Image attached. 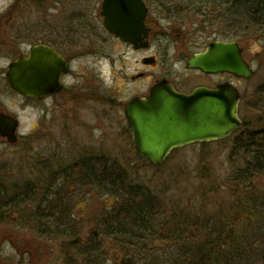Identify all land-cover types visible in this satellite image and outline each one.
Returning a JSON list of instances; mask_svg holds the SVG:
<instances>
[{
    "label": "rangeland",
    "instance_id": "rangeland-1",
    "mask_svg": "<svg viewBox=\"0 0 264 264\" xmlns=\"http://www.w3.org/2000/svg\"><path fill=\"white\" fill-rule=\"evenodd\" d=\"M16 1L0 0V28L1 21L4 23L0 30L1 37L3 36L2 32L6 34L4 37L6 47L0 46V76L2 75L0 105L6 113L16 117L20 123L18 143L16 145L0 144V176L6 181L5 194H8L7 196L11 199L16 196L17 191L24 190L28 185L31 188L35 178L44 174L42 167L45 165L46 159L55 161L50 162L52 163L51 166L64 163L71 153L68 150L69 138L75 144L73 138L77 137L76 133L71 134L70 137V132L65 129L63 124L64 120L57 123L58 128L52 129L53 127L47 121L48 124L45 127L35 130V121L38 116L32 103L12 92L11 87L5 80L9 65L20 57L22 52H27L32 47L34 32L36 30L46 32L51 24L58 25L55 23L57 20L52 19V17L60 15L56 14L55 6L50 8V2L49 4L46 2L48 0H23L17 8L15 7ZM164 2L171 6L177 5L179 7L180 5V8L191 3V1L186 0H164ZM95 10L96 5L93 7V15L96 14ZM175 10L176 8L172 12ZM218 15V13L212 14L211 17L205 20V18L195 15L194 11L187 12L183 17L182 24L187 29H195V33L198 35L199 33H210L217 36L225 30L222 25L224 20ZM241 41L246 50L245 55L255 72L254 77L247 83L243 82V87H241L243 105H248V108H251V111L248 108L247 111H243L244 107L242 106L243 115L241 116L244 122L251 124L248 129L259 131L262 128L257 123L264 119V107L259 106L260 100L256 96V90L258 87L260 90L261 85L264 84V30L258 29L256 32L244 36ZM106 51V55L112 57L104 56L107 59L102 60L101 69L104 81L112 87L116 80L114 72L121 69L122 65L120 60V62L115 61L113 64L112 58L117 60L122 51L116 52L114 46L113 48L109 46ZM117 53L119 54L117 55ZM127 57L124 60L127 59V62H131V56ZM95 61H93V64ZM87 63L88 61H82L79 65L84 66ZM97 63L99 64V62ZM96 65L95 62L94 73L96 69H99ZM156 74L158 73L156 72ZM92 112H95V110L89 109L86 111V113H89L87 114L88 119L91 118L92 114L90 113ZM60 113L63 114V112ZM108 125L113 124L110 121ZM87 133L89 134V132ZM110 133H112L110 129H103V133L98 131V135L103 140L101 151H98V154L103 157V163L109 166L119 164L125 175L130 176L133 182L132 186H143L154 196L156 205L159 204L162 208L160 221L164 223L165 220H173L170 221L171 225L166 226V230L173 229L171 232H174L176 236L179 235L177 234L180 229L178 226L181 223L180 227L182 229L181 225L185 223L187 217V220L194 219L195 222L203 223L206 227L217 231L221 230L220 226L223 225L222 232L224 234L219 231L224 235L223 243H225L227 240L234 238L240 227L247 224L244 221V216L242 217L239 211V218L231 214L234 211L237 212L238 209L236 207L237 197L239 196H237V189H243V195L241 194L240 197L245 198L246 194V188H237L236 183L233 181L234 174L245 166V157L244 155L241 157L239 154H233L234 152L231 150L232 141L214 142L207 150H201L200 146H196L174 151L165 164L154 166L141 160L136 152L121 150V145L119 148V141H117L116 136ZM84 143L85 140L80 141L78 149ZM90 143L92 145L96 144L95 142ZM72 153L75 155L77 152L72 151ZM59 159L63 160L59 162ZM46 170L51 169L47 168ZM253 186L258 193L264 195V173L257 176L252 182ZM24 191L29 192V189ZM2 197L3 195L0 198ZM34 197L38 203L29 204V207L28 204L27 206H21L20 212L13 216L18 224L15 225V223L12 224L7 221L6 228L0 230V264H66L67 261H71L72 264H84L77 257V251H69V247L74 244L72 242L75 237L63 238L41 234V228L35 225V217H37L38 212H44L42 211L44 208H41L43 205L40 200L41 196L37 194ZM101 200L103 201L104 213L109 211L107 208H113L117 201L111 195L104 194ZM5 201L7 203V200ZM96 206V200H91L90 197H87L86 201L81 199L73 204V211L79 217L87 213L92 218V222L88 221L85 224V227L88 226L87 229L90 224L92 226L96 223ZM100 223L102 224V222ZM158 226L154 225V228H152L154 236L149 234V238L142 245L138 244L146 251H151V254H146L141 248V251H139V248L133 251L130 246L131 243L125 246L127 243L125 239L117 237V240H113L111 237H106L103 230L104 243L101 248L104 247L105 252H107V264H113L115 261L119 264L129 259L140 260V264L169 262L170 259L175 257L178 248L171 244L166 237L163 240L160 239L159 234L161 232H159L160 228ZM134 235L139 236L142 234L135 231ZM180 235L179 238H181ZM154 237L157 239H153ZM182 240L180 241L183 244L191 246L190 239L184 241L182 238ZM200 242L202 241L195 243L200 244ZM261 245L264 249L263 242ZM259 264H264V260Z\"/></svg>",
    "mask_w": 264,
    "mask_h": 264
},
{
    "label": "flooded vegetation",
    "instance_id": "flooded-vegetation-1",
    "mask_svg": "<svg viewBox=\"0 0 264 264\" xmlns=\"http://www.w3.org/2000/svg\"><path fill=\"white\" fill-rule=\"evenodd\" d=\"M22 1L17 0L15 7L17 8ZM46 2L48 4L50 2V8L55 6L56 14H60L52 17L57 20L55 23L58 25L51 24L46 32L36 30L33 34L32 47L45 46L54 50L68 63V70L61 78L59 92L51 94L46 99H27V101L32 103L38 116L35 121V130L45 127L48 124L47 121L53 127L52 129L58 128L57 123L64 120L63 124L70 132V137L75 133L77 137L73 138L75 144L69 138L68 150L71 153L67 158L64 157L66 158L64 163L51 166L50 162L55 161L45 160V165L42 167L44 174L35 178L32 189L37 191L36 193L43 201L63 200L66 208L65 215L67 214L68 217L63 229L67 231V237H75L72 243L81 245V243L90 242L101 247L104 237L100 222L104 218V208L101 200L103 170L99 165L103 164V157L98 154V151H101L103 140L98 135V131L103 133V129H110L112 131L110 134L116 136L119 141L121 150L137 152L130 130L128 107L135 102L134 110L146 109L153 89L162 84L170 85L176 93L185 96H190L201 89L214 94L219 92L225 94L226 91L236 90L240 96L239 112L241 113L243 107V111L250 109L248 105H243L241 87L243 82L247 83L252 78L243 80L228 72L209 74L201 69L189 68V61L205 53L211 44L236 43L242 58L251 69L253 68L245 55L246 50L242 46V39H224V33L217 36L210 33L198 35L195 29L190 30L184 27L182 24L184 20H175L163 14L164 7L167 5L164 0H134L136 7L132 11L127 6L124 7L126 14L124 19L116 25V29L133 39V42H124L121 36L112 33L106 27L105 9H103L105 0H48ZM95 5L96 14L93 15ZM3 26L4 23L1 21L0 30ZM2 34L1 37L0 32V46L6 47L4 39L6 34L3 32ZM109 46L112 48L114 46L116 52L122 51L117 60L112 58L113 64L115 61L122 63L121 69L114 70L116 80L112 87L104 81L101 69L102 60L107 59L104 56H108L106 50ZM29 51L22 52L21 56L29 55ZM127 56H131V62L124 60L128 58ZM82 61H88V63L81 66L79 63ZM93 61L96 62V67H99L95 73ZM5 80L7 82L6 74ZM261 86L263 87L264 84ZM89 109L95 110L90 113L92 114L90 119L87 117L89 113H86ZM0 113L8 115L1 105ZM110 121L113 125H108ZM82 140H85V143L78 149L79 142ZM90 142L96 144L92 145ZM214 142H193L174 151L196 146H200L201 150H207ZM5 143L7 144V139L0 135V144ZM72 151L77 153L74 155ZM3 179L0 176V197L6 189V181ZM93 193L95 194L92 195ZM87 197L91 200L95 199L97 204L96 223L92 226L90 224L88 229L85 224L88 221L92 222V218L87 213L79 217L73 211L74 202L81 199L86 201ZM4 206L6 201L2 202L1 209ZM41 208H44L43 205ZM51 209L52 207H47L42 211L47 212ZM2 211L0 210V230L7 225L6 212L2 213ZM44 212L41 213L44 214ZM93 232H96L95 237ZM113 240H117V234ZM113 264L118 263L115 261Z\"/></svg>",
    "mask_w": 264,
    "mask_h": 264
},
{
    "label": "trees",
    "instance_id": "trees-1",
    "mask_svg": "<svg viewBox=\"0 0 264 264\" xmlns=\"http://www.w3.org/2000/svg\"><path fill=\"white\" fill-rule=\"evenodd\" d=\"M191 3L180 8L176 6L166 5L163 14L175 20H184L187 12H193L205 20L211 17L212 14L218 13L224 21L222 23L224 30V39L238 40L244 36L256 32L258 29L264 30V0H186ZM173 7V8H172ZM14 8V7H13ZM176 8L175 11L172 10ZM260 100V105L264 107V86L256 93ZM258 106V107H259ZM254 109V108H252ZM251 111V108L249 109ZM263 119V117H262ZM261 126V130L254 131L248 129L250 123L245 122L244 127L227 141H232L231 150L233 154H239L245 157V166L240 168L233 177L237 188L245 189V198L243 189H237L238 202L236 203L237 212L231 213L239 218L244 216L246 225L240 227L238 233L223 243L224 232L212 229L203 225V223L195 222L194 219H189L183 223L182 229L179 224V235L176 236L173 229L166 230V226L171 225L170 221H160V205H156V199L143 186H132L130 176L125 175L121 166H109L106 163L99 165L103 170V194L111 195L117 199L116 205L107 213H104V218L100 227L104 230L105 236L112 239L117 234V237L127 241L125 246L131 243V249L139 251L141 247L138 244L154 236V225H159L161 234L160 239L166 237L171 244L178 248L176 257L170 259L163 264H259L264 260L263 246L264 244V195L257 192V189L252 187V182L257 176L264 173V119L257 123ZM25 188V187H24ZM29 189V192L24 190ZM17 191L16 196L11 199L5 193L0 198V210L6 212L7 221L12 224H18L13 216L20 212L21 206L29 207V204L38 203L37 191L33 190L30 185L27 188ZM7 196V197H6ZM12 196V195H11ZM40 196V195H39ZM240 198V199H239ZM2 199V200H1ZM7 200L6 206L1 204ZM9 199V201H8ZM42 201L44 208L51 210L38 212L35 217L36 227L41 228V234L52 235V237L67 238V231L63 229L65 220L68 218L65 215L66 208L63 200L49 199ZM235 208V207H234ZM29 210V209H28ZM2 211V213H3ZM240 215H239V213ZM166 217V216H165ZM13 218V220H12ZM162 218V217H161ZM168 218V217H167ZM24 219V218H23ZM153 223V225H152ZM34 225V226H35ZM177 225V224H176ZM228 225V224H227ZM235 225V224H233ZM226 227V225H224ZM142 235H134L135 231ZM97 231V230H95ZM93 232V236L95 237ZM153 233V234H152ZM150 234V235H149ZM186 236H185V235ZM114 236V237H113ZM237 236V237H236ZM93 237V238H94ZM187 239L192 242L191 246L183 244L181 241ZM151 239V238H150ZM154 239H157L154 237ZM95 240V239H94ZM181 240V241H180ZM200 242V244L195 242ZM82 242V241H81ZM92 243H81V245L73 244L69 247V251H77L79 257L84 264H107V252L104 247H100ZM124 247V246H122ZM143 252L150 253L141 248ZM263 249V250H262ZM67 253V252H66ZM70 254V253H67ZM73 257V256H72ZM143 258V257H142ZM138 259V258H136ZM81 261V262H82ZM141 261L126 260L119 264H140ZM66 264H72L67 261Z\"/></svg>",
    "mask_w": 264,
    "mask_h": 264
},
{
    "label": "water",
    "instance_id": "water-1",
    "mask_svg": "<svg viewBox=\"0 0 264 264\" xmlns=\"http://www.w3.org/2000/svg\"><path fill=\"white\" fill-rule=\"evenodd\" d=\"M134 9V0H105V25L121 36L124 42L133 39L120 33L116 25L125 16V8ZM189 68L205 73L228 72L249 80L253 70L241 56L236 43L216 42L205 53L189 61ZM68 63L57 52L45 46L32 47L29 55L13 61L6 72L8 85L28 99H46L61 90V78ZM240 96L236 90L210 93L199 90L190 96L176 93L170 85L153 89L147 108L134 110L135 102L128 107L130 130L137 154L152 165H163L177 148L194 143L228 139L243 127L239 116ZM19 121L0 113V135L9 145L19 141Z\"/></svg>",
    "mask_w": 264,
    "mask_h": 264
},
{
    "label": "bare ground",
    "instance_id": "bare-ground-1",
    "mask_svg": "<svg viewBox=\"0 0 264 264\" xmlns=\"http://www.w3.org/2000/svg\"><path fill=\"white\" fill-rule=\"evenodd\" d=\"M153 239H154V238H153ZM153 239H152V240H153ZM175 257H176V256H175Z\"/></svg>",
    "mask_w": 264,
    "mask_h": 264
}]
</instances>
